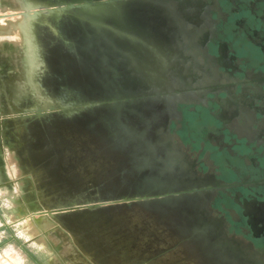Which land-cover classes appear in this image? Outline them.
<instances>
[{
	"label": "flooded vegetation",
	"instance_id": "af4514ba",
	"mask_svg": "<svg viewBox=\"0 0 264 264\" xmlns=\"http://www.w3.org/2000/svg\"><path fill=\"white\" fill-rule=\"evenodd\" d=\"M68 2L84 7L46 17L57 112L106 121L134 164L126 194L194 188L141 202L176 207L202 255L264 264V0L30 4Z\"/></svg>",
	"mask_w": 264,
	"mask_h": 264
},
{
	"label": "rangeland",
	"instance_id": "374dc122",
	"mask_svg": "<svg viewBox=\"0 0 264 264\" xmlns=\"http://www.w3.org/2000/svg\"><path fill=\"white\" fill-rule=\"evenodd\" d=\"M17 4L0 0V15L18 13ZM46 17H28L39 62L31 81L18 74L27 50L23 19L0 18V201L9 202L0 211V264H216L184 240L176 207L121 201L132 197L126 180L134 164L112 143L103 118L67 119L57 112L49 97L56 69L49 56L45 60L57 34ZM46 146L49 159L37 151ZM106 180L109 190L99 191ZM89 203L101 205L80 207Z\"/></svg>",
	"mask_w": 264,
	"mask_h": 264
},
{
	"label": "water",
	"instance_id": "95a60500",
	"mask_svg": "<svg viewBox=\"0 0 264 264\" xmlns=\"http://www.w3.org/2000/svg\"><path fill=\"white\" fill-rule=\"evenodd\" d=\"M109 1V0H108ZM75 7H84V5L78 4V5H74L72 2H68L65 6L59 4V3H50L45 7H38V8H31V9H21L18 13H14V14H2L0 15V18H4V17H11L14 15H22V16H37L40 14H45V15H51V14H55L57 16V14H59L61 11L63 10H67V9H72ZM106 102L109 101H99V102H88L86 104L80 105L79 107H91L94 105H102ZM61 109H64L63 106H61ZM195 191L194 188H190V189H184V190H180V191H175V192H166V193H155V194H142V195H132V197H124L121 201L126 202L127 204H130L131 202H135V201H152V200H162L165 197H169V196H174L177 194H186V193H191ZM101 203H89V204H84L80 207H84V208H95L100 206Z\"/></svg>",
	"mask_w": 264,
	"mask_h": 264
},
{
	"label": "bare ground",
	"instance_id": "6f19581e",
	"mask_svg": "<svg viewBox=\"0 0 264 264\" xmlns=\"http://www.w3.org/2000/svg\"><path fill=\"white\" fill-rule=\"evenodd\" d=\"M15 1H17L18 2V4H17V8H21L22 10L23 9H31V7H32V5L31 4H26L25 3V1L24 0H15ZM3 6V8H1V9H5V8H8V6H4V5H2ZM11 8H13V7H11ZM11 18H22L23 19V27H24V35L27 37V44H26V49L27 50H24V55H23V57H21V61H22V67H21V69H20V71L18 72V74H19V76L23 79V80H25V81H31V79H30V76H31V70H34L37 66H38V64H39V62H37V54H36V48H35V42H34V39H33V37H32V35L30 34V32H29V28H28V17L27 16H22V15H16V16H11ZM10 18V19H11ZM26 53H27V55H26ZM25 63H27V66H28V70H27V72H26V74H24V65H25ZM22 139L20 138V140L19 141H21ZM20 143V142H19ZM29 147V146H28ZM30 148V147H29ZM27 151H28V148H27ZM33 151H36V150H33ZM37 151H45L46 152V154H48L49 153V150H48V146H46V148H43V149H40V150H37ZM46 154H45V156L44 157H46ZM11 156V155H10ZM43 157V158H44ZM41 159L42 160V162H45V160L46 159ZM47 158L49 159V154H48V156H47ZM41 160L39 161V163H36L37 164V166H38V164H39V166H42V167H44L46 164H41ZM13 161H14V159H13ZM26 161V160H25ZM14 163V162H13ZM46 163V162H45ZM49 168L51 169V174H53L55 171H54V169L53 168H55L53 165H49ZM52 176H54V175H52ZM53 178V177H52ZM53 215V213H50V216H52ZM49 216V215H48ZM32 217H35V216H32ZM32 217H29V218H32ZM35 218H38V217H35ZM45 222H46V224H50L51 223V220L49 219V218H47L46 220H45ZM53 222V221H52ZM57 223V222H56ZM58 224V223H57ZM40 225V224H39ZM70 236H73L72 234L70 235ZM73 238V237H72ZM68 239V238H67ZM68 240H70V239H68ZM71 242V241H70ZM74 245V244H73ZM77 252H78V250H77ZM79 253V252H78ZM79 255H80V253H79ZM70 258H71V256H70ZM72 258H74V257H72ZM71 258V259H72ZM71 261V260H70ZM72 261H73V259H72ZM68 264H70V263H68Z\"/></svg>",
	"mask_w": 264,
	"mask_h": 264
},
{
	"label": "clouds",
	"instance_id": "9594fccd",
	"mask_svg": "<svg viewBox=\"0 0 264 264\" xmlns=\"http://www.w3.org/2000/svg\"><path fill=\"white\" fill-rule=\"evenodd\" d=\"M3 151H4V153L11 155L10 150L7 148V146H4ZM5 175L6 176L8 175L7 170L5 171ZM8 179L12 180L13 177L8 176ZM3 195H4V192L2 190H0V197H3ZM8 207H9V202L7 200L0 201V211L6 210V209H8ZM17 264H25V262L23 260H19V261H17Z\"/></svg>",
	"mask_w": 264,
	"mask_h": 264
}]
</instances>
